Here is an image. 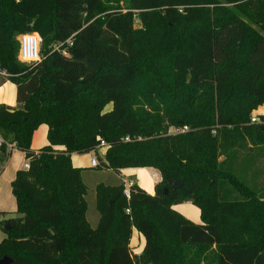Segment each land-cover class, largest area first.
<instances>
[{
    "label": "trees",
    "instance_id": "16d2710c",
    "mask_svg": "<svg viewBox=\"0 0 264 264\" xmlns=\"http://www.w3.org/2000/svg\"><path fill=\"white\" fill-rule=\"evenodd\" d=\"M120 1L0 0V69L17 89L16 107L0 104V165L8 142L30 163L11 184L20 216L1 221L0 259L264 264V115L251 122L264 105V0ZM31 33L40 60L26 63L19 37ZM41 124L49 145L35 151ZM102 141V167L154 168L161 181L153 195L133 182L130 198L124 182L99 183L93 228L72 154Z\"/></svg>",
    "mask_w": 264,
    "mask_h": 264
},
{
    "label": "crops",
    "instance_id": "0c3cea01",
    "mask_svg": "<svg viewBox=\"0 0 264 264\" xmlns=\"http://www.w3.org/2000/svg\"><path fill=\"white\" fill-rule=\"evenodd\" d=\"M16 95H17L16 85L13 82L7 80L4 75L0 74V104H6L11 107H16L17 106ZM263 107L264 105L260 106L257 109L256 113L259 115L264 114V111L263 112L260 111V109H263ZM48 130L49 128L46 124H41L34 131L31 141V147L33 150L37 151L42 147L49 145ZM54 148L64 149L63 146H55ZM90 159H91L90 153L72 154V162L74 166L82 168V178L84 182L85 180L83 177V173H84L83 171L84 170L89 171L93 168L90 166ZM26 161L27 160L25 158L24 153L15 148L12 151L9 158L2 165H0V218L2 219L8 218L5 216L6 214H11L16 212L17 209L16 200L12 193L11 184L16 177L17 171L23 169V165ZM153 172H157V170L154 168H125L122 169L119 174L115 173L116 177L118 178V182H115L116 184L114 185H119L122 182H124L125 184L126 182L129 181L136 182L146 192L153 195L155 193V185L157 184V182H155L151 177V173ZM108 185H112V184H108ZM187 204L191 205L190 203ZM196 209L199 210L197 207ZM196 223H200V222H196ZM144 245H145V239L143 235L140 234L136 229H134L133 236L130 241V246L132 248L133 253L140 254L144 248Z\"/></svg>",
    "mask_w": 264,
    "mask_h": 264
},
{
    "label": "rangeland",
    "instance_id": "374dc122",
    "mask_svg": "<svg viewBox=\"0 0 264 264\" xmlns=\"http://www.w3.org/2000/svg\"><path fill=\"white\" fill-rule=\"evenodd\" d=\"M106 0H104L105 2ZM108 1V0H107ZM111 3V2H110ZM129 0H121L120 5L126 6L128 5ZM135 26L138 27L140 26V21L136 20L135 21ZM263 106V105H262ZM111 108V105L107 107V110ZM261 112L264 111L263 109H260ZM264 115V114H261ZM253 116L259 117L260 115L254 112ZM187 127H184L183 129H186ZM172 133L176 132L175 128H171L170 130ZM111 170H108L104 167H98V168H92L91 170H84L83 172V177L85 180V183L87 185V193H86V201L88 205L87 209V219L91 227L95 228L97 227L100 219V214L96 208V190L95 187L98 183H105V184H116L115 182H118V178L116 177L115 173ZM150 171V170H148ZM152 172V171H150ZM158 172V171H157ZM191 204V203H190ZM188 205L187 203H183L180 205H176L174 208L182 213L185 217L188 219L194 221V222H201L200 219V211L196 209V206ZM6 217H19L20 215L17 212L11 213V214H6ZM3 219L0 218V243L7 237L8 233L7 230L4 229L1 221Z\"/></svg>",
    "mask_w": 264,
    "mask_h": 264
},
{
    "label": "built area",
    "instance_id": "2783aa9c",
    "mask_svg": "<svg viewBox=\"0 0 264 264\" xmlns=\"http://www.w3.org/2000/svg\"><path fill=\"white\" fill-rule=\"evenodd\" d=\"M68 43L70 40L67 41ZM19 43H20V49H19V60L26 63H32L40 60V47L42 43V38L38 33H31V34H23L19 37ZM64 54H67L66 51L63 52ZM0 74L4 75L5 72L1 71ZM260 116H252L251 122L252 123H259ZM186 129H183V131H186ZM125 141H129V137L125 138ZM4 143L3 139L0 137V147ZM16 148L15 143L8 142L7 143V151L11 152ZM108 145L105 142H101L99 146H97L93 151H91V159H90V166L93 168L102 167V162L105 161V154L107 151ZM102 160V161H101ZM23 169L29 170L30 169V163L26 161L23 165ZM151 177L155 182L161 181V175L159 172H153L151 173ZM133 185V182L129 181L125 183V189L124 194L127 198H130V188ZM127 212H130L129 209H127Z\"/></svg>",
    "mask_w": 264,
    "mask_h": 264
},
{
    "label": "water",
    "instance_id": "95a60500",
    "mask_svg": "<svg viewBox=\"0 0 264 264\" xmlns=\"http://www.w3.org/2000/svg\"><path fill=\"white\" fill-rule=\"evenodd\" d=\"M262 129L264 130V126L262 127ZM180 186H181V184L175 182V183L172 185V188H179ZM168 191H169L168 188H165V189H164L165 194H167ZM5 229H6L7 231H9V230H10V226H9V225H6V226H5ZM12 262H13V259H12L11 257H9V256H4V257H2V258L0 259V264H12Z\"/></svg>",
    "mask_w": 264,
    "mask_h": 264
}]
</instances>
